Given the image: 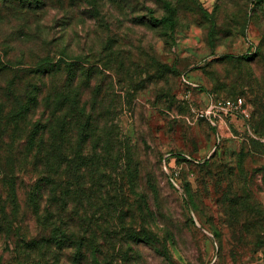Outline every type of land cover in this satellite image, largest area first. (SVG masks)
<instances>
[{"label": "rangeland", "instance_id": "rangeland-1", "mask_svg": "<svg viewBox=\"0 0 264 264\" xmlns=\"http://www.w3.org/2000/svg\"><path fill=\"white\" fill-rule=\"evenodd\" d=\"M62 1L23 36L14 35L21 22L0 23V45L12 48V62L26 66L44 52L39 46L93 60L104 43L114 123L137 144L141 173L157 192L152 230L161 243L133 246L134 264H260L263 234L244 222L246 213L234 211V203L250 193L264 208V91L254 78L264 73V59L250 64L253 78L237 94L246 115L226 116L213 127L195 116L210 93L235 96L212 79L216 71L235 76V65L222 67L220 57L259 49L264 57L262 5L253 11L259 0H96L93 6V0H74L71 7ZM166 4L174 22L150 24V15L168 14ZM250 87L258 100L248 96Z\"/></svg>", "mask_w": 264, "mask_h": 264}, {"label": "trees", "instance_id": "trees-1", "mask_svg": "<svg viewBox=\"0 0 264 264\" xmlns=\"http://www.w3.org/2000/svg\"><path fill=\"white\" fill-rule=\"evenodd\" d=\"M58 2L64 3L0 0V23L21 22L14 35L23 36ZM258 2L254 15L259 5L264 12V0ZM165 8L166 16L150 15L149 23L171 25L173 9ZM39 47L44 52L25 66L12 62V48L0 45V243L6 253L0 264H134L133 246L161 243L152 230L157 192L141 173L137 144L114 123L118 110L115 100L107 103L104 43L93 60ZM263 59L260 49L220 57L219 65H235L236 72L216 71V88L241 97L253 78L250 64ZM158 69L164 78L165 70ZM254 78L264 91V73ZM250 95L260 98L253 87ZM174 98L165 100L169 109ZM234 204V211L246 213L247 227L264 238V208L250 193ZM108 248L117 255L106 254ZM260 260L264 264V254Z\"/></svg>", "mask_w": 264, "mask_h": 264}, {"label": "built area", "instance_id": "built-area-1", "mask_svg": "<svg viewBox=\"0 0 264 264\" xmlns=\"http://www.w3.org/2000/svg\"><path fill=\"white\" fill-rule=\"evenodd\" d=\"M245 114L244 102L241 97L224 98L214 101L209 97L207 104L195 110V116L198 119L207 120L212 126H216L220 120L226 116Z\"/></svg>", "mask_w": 264, "mask_h": 264}]
</instances>
